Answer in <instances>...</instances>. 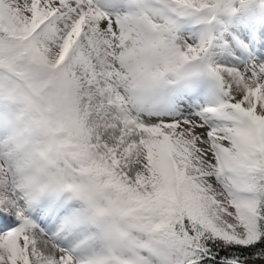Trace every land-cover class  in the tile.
Wrapping results in <instances>:
<instances>
[{
	"label": "rangeland",
	"instance_id": "obj_1",
	"mask_svg": "<svg viewBox=\"0 0 264 264\" xmlns=\"http://www.w3.org/2000/svg\"><path fill=\"white\" fill-rule=\"evenodd\" d=\"M24 1L30 4L29 21L19 20L0 5V19L10 24L18 37L16 41L3 39L0 54L19 61L18 71L0 72V101L20 117L27 152L37 175L54 188L65 185L72 195V207L74 203L75 209L88 216L93 227L88 232L95 235L89 241L92 244L87 242L85 246L96 252L95 246L102 245L104 264H179L178 257L175 259L173 254L156 247L151 234L161 225L159 211L175 201L179 203L180 197L191 198L190 202L198 207V216L219 235L240 241L251 239L248 221L254 218L253 202L245 194L248 187L236 171L239 174L246 171L244 166L251 162L255 147H259L258 138L264 137V112L259 115L251 107L241 109L222 75L220 63L231 31H238L243 24L245 34L249 35L254 17L264 16V0H231L232 14L225 12L230 10L226 7L230 0H171L176 9L181 7L184 11L181 15L169 7L170 0H141L140 8L154 33L152 52L147 57L135 50L133 35L119 34L121 27L115 15L128 18L127 13L106 0H92L101 9H107L116 29L109 44L107 80L121 102L116 110L128 112L135 119L138 134L150 149L140 156L146 166L143 179L116 159L95 134L88 132L81 116L73 110L69 85L74 79L72 72L78 69L84 74L88 64L81 58L70 60L73 42L63 40L51 27L44 8L46 3L57 6L63 14L57 19L65 34L73 35L75 19L83 13L65 3L74 1L77 6L78 1ZM188 10L194 13L187 15ZM82 44H75L77 50ZM47 45L61 53L53 65L47 63L41 52ZM260 45L258 55H251L248 62L243 59L235 67H242L238 79L247 91L258 90L256 85L264 79V47ZM76 56H80L77 51ZM253 73L256 77L251 80ZM201 75L215 83L217 94L227 105L224 111L234 116L231 123L221 124L231 134V152L224 155L217 156L202 146V137L210 130L202 114V101L194 104L196 100L176 93L184 82H192ZM197 79L194 84L200 85L201 80ZM151 81L158 99L165 105L162 112H154L148 98L133 93ZM10 191L0 197L7 201L5 208L12 213L0 211V264H6L5 256L12 245L18 248L22 240L33 243L39 230L36 220L24 211L16 192ZM149 192H153V197L149 196L148 203L138 208L137 201L145 202L148 197L144 194ZM78 234L71 237L68 246L80 248Z\"/></svg>",
	"mask_w": 264,
	"mask_h": 264
},
{
	"label": "bare ground",
	"instance_id": "obj_2",
	"mask_svg": "<svg viewBox=\"0 0 264 264\" xmlns=\"http://www.w3.org/2000/svg\"><path fill=\"white\" fill-rule=\"evenodd\" d=\"M77 1V6L74 5V1L65 3L70 8L80 9L83 13L75 19L76 27L73 35L65 34L66 30L57 19L59 14H62L57 6L46 3L44 8L46 21L51 27L59 33L63 40H69L71 44L73 42L74 50L70 60L81 58L88 64V69L84 74L78 69L72 72L74 79L69 85L73 110L81 116L88 132L95 134L110 149L116 159L123 162L125 167L137 177L143 179L146 175V166L140 156L149 153L150 149L139 136L135 119L128 112L116 110V106H121V102L107 80L110 73L107 65L111 54L109 44L113 42L116 29L106 13V8L101 9L102 6L93 3L92 0ZM106 1H110L116 8L127 12L128 18L115 15L121 27L119 34L124 37L129 34L133 35L132 42L135 50L145 57L149 56L152 52L154 33L153 27L143 14V9L140 8L143 0ZM0 5L7 13L16 16L21 21L31 19L30 4L25 3L24 0H0ZM261 24V18L255 16L254 26H250L249 35L245 34L243 24L239 25L238 31H231L232 39H229L220 63L222 75L239 100L241 109L246 111L251 107L252 111L259 115L264 112V79L256 85L258 90L247 91L238 79L240 76L238 72L242 67L238 69L235 67L241 61L252 60L250 56L260 50L262 37L259 36L263 34ZM252 36L255 40L251 44ZM77 42L83 43L79 50L75 45ZM76 51L80 54L79 57L76 56ZM41 52L50 65L61 58V53L51 45L42 48ZM69 73L68 71V75ZM253 74L251 80L256 77L255 73ZM135 79L138 80L137 77ZM214 87L215 83L204 80L202 91L199 93V98L204 105L202 114L206 116V124L210 127L209 132L202 137V146L206 151H213L220 156L225 152H231V134L221 124L231 123L234 116L224 111L227 105H224ZM135 90V94H138L135 96L149 98L148 103L152 110H164L165 105L158 99V92L152 81L146 82L141 89ZM196 90L195 87H187L188 92ZM1 125L0 197L9 195L11 193L9 189L12 192L15 191L25 211L31 213L39 223L43 222L42 228L46 226L45 229L36 231L33 243L22 240L18 243V248H15L11 242H8L12 247L5 256L6 264H104L100 255L91 251L85 243L80 244L79 249H75V247L68 246L69 241H62L61 238L67 234L68 228L79 221V216L69 214L62 223L54 226V219L65 210L66 195L62 193V189L51 190L49 182L37 176V170L27 152L24 138L21 136L23 133L15 125L12 126L9 119L8 123L1 122ZM8 184L12 186L9 187ZM0 204V211L4 209L7 215L12 214L5 208L8 205L5 199L0 198ZM56 211L57 213L53 215L52 212ZM48 218L53 219L52 229L45 225ZM250 264H264V260H251Z\"/></svg>",
	"mask_w": 264,
	"mask_h": 264
},
{
	"label": "trees",
	"instance_id": "obj_3",
	"mask_svg": "<svg viewBox=\"0 0 264 264\" xmlns=\"http://www.w3.org/2000/svg\"><path fill=\"white\" fill-rule=\"evenodd\" d=\"M9 26L10 24L0 19V48L3 39H18ZM1 56L2 54L0 64L6 69L18 71L19 62L15 60L16 57ZM73 151L76 154L78 149ZM250 156L251 162L244 166L246 171H242L241 176L248 187L247 195L253 202L254 218L248 221L251 239L240 241L219 235L209 223L198 216V207L190 202L191 198L188 200L186 197H180V204L175 201L170 207L159 211L161 220L158 221L161 225L155 234L150 233L157 248L166 250L175 258L178 257L182 264H238L237 261L247 258H264V149L255 147ZM152 193L144 194L148 197L145 202L136 200L138 208L141 209L143 204L148 203L149 196L153 197ZM151 203L156 205V202ZM155 209L159 210L157 207Z\"/></svg>",
	"mask_w": 264,
	"mask_h": 264
},
{
	"label": "water",
	"instance_id": "obj_4",
	"mask_svg": "<svg viewBox=\"0 0 264 264\" xmlns=\"http://www.w3.org/2000/svg\"><path fill=\"white\" fill-rule=\"evenodd\" d=\"M258 260H263V259H258ZM243 264H249V263H247V261H244Z\"/></svg>",
	"mask_w": 264,
	"mask_h": 264
}]
</instances>
